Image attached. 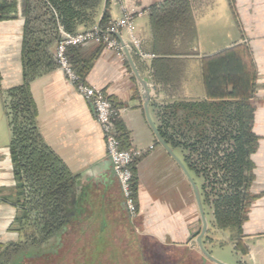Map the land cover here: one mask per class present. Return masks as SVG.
I'll use <instances>...</instances> for the list:
<instances>
[{
  "label": "crops",
  "instance_id": "1",
  "mask_svg": "<svg viewBox=\"0 0 264 264\" xmlns=\"http://www.w3.org/2000/svg\"><path fill=\"white\" fill-rule=\"evenodd\" d=\"M8 1L16 4L17 13L0 20L3 92L24 81L21 46L25 20L37 30L38 40L44 39L48 27L45 0ZM164 1L124 0L126 10L136 14L133 35L141 50L152 56L147 59L133 56L140 74L155 80L157 90L149 106L151 118L160 129V111L179 109L183 144L171 146L200 188L209 221L203 237L206 249L213 248L217 235L222 234L230 242L232 252L228 255L219 251L216 258L229 264H241L240 261L264 264V0H182L180 5L167 8L164 20L167 33H154L150 7ZM103 3L101 0L96 11H90L89 18L84 11L85 17L68 22V31L60 24L59 40L62 31L75 33L96 27ZM139 12L142 14L137 15ZM124 13L121 4L110 1L111 20L122 18ZM124 36L128 41L126 31ZM59 40H54L51 47L55 60ZM67 53L86 83L107 93L114 108V129L121 143L137 152L132 167L139 215L132 221L92 104L58 64L47 66L39 50L37 64L28 69L37 129L45 145L75 178L78 202L84 209L80 220L87 224L96 221L107 237H126L131 231L143 239L145 250L148 238L162 248L173 251V247L182 248L185 255L197 253V264H214L193 246L202 222L192 188L181 168L157 141L126 55L94 42L70 46ZM6 97V93L0 95L3 108ZM239 130L245 141L242 156L247 209L239 227L220 228L211 206L205 203V178L191 168L190 157L194 156L195 140L213 141L206 150L215 152L216 141L223 131L229 136L233 151ZM9 134L11 142L10 130ZM10 142L0 148V244L20 238L13 225L22 195ZM237 236L247 253L235 250ZM177 261L175 264H194L185 259Z\"/></svg>",
  "mask_w": 264,
  "mask_h": 264
},
{
  "label": "trees",
  "instance_id": "2",
  "mask_svg": "<svg viewBox=\"0 0 264 264\" xmlns=\"http://www.w3.org/2000/svg\"><path fill=\"white\" fill-rule=\"evenodd\" d=\"M181 1L166 0L150 7L154 33L156 31L167 33L164 21L168 13L167 8L180 5ZM44 3L48 14L45 20L48 27L44 31V39L42 37L38 40L37 30L31 28L29 22L25 20L21 46L23 83L5 92L0 89L1 96L4 93L7 95L4 110L11 133L9 149L14 173L19 182V192L22 195L19 214L13 225L14 231L20 238L15 242L0 244V264H45L54 261L55 257L58 259V264H61L63 257L61 253L69 240V235L76 236L77 233L78 236L72 246L81 245L72 252L71 258L74 264H87L85 254L88 245L91 244H97L98 247L111 245L110 254L117 259L122 253L120 247L115 244L117 236H104L96 221L87 224L80 220L84 209L80 208L78 202L75 178L45 145L37 129L35 104L29 86L32 77L28 75V69L38 62L39 50L40 55L46 59L47 66L54 67L57 64L51 47L54 40L56 42L59 40L57 35L59 25L67 30L68 22L74 23L77 19L85 17L84 11L89 18L90 11H96L101 0H45ZM16 13L15 3L0 0V20L10 19L11 15L14 16ZM110 22L111 16L107 12L100 23L101 29L106 30ZM75 70L85 79L81 71L76 68ZM175 106L180 108L179 104ZM169 111L166 108L160 111L159 130L170 145L182 146V126L177 117L179 109ZM238 132L234 138L233 151L230 150L229 136L223 131L220 139L216 141L215 152L208 153L206 150V146L213 144V141L195 140L192 151L194 156L190 157L191 168L205 178L203 188L205 203L211 206L215 222L220 228L239 227L247 209L245 158L244 155L242 156L245 141L242 140V132L240 130ZM122 147L127 148L124 142ZM132 170L135 176L134 167ZM135 180L134 178L136 196ZM88 232L90 235H87ZM120 238H125L129 247L133 248L129 254H133L136 250L142 260H149L142 254L145 243L140 236L133 235L129 231L126 237ZM234 239L235 250L243 254L247 253L241 238L237 236Z\"/></svg>",
  "mask_w": 264,
  "mask_h": 264
},
{
  "label": "built area",
  "instance_id": "3",
  "mask_svg": "<svg viewBox=\"0 0 264 264\" xmlns=\"http://www.w3.org/2000/svg\"><path fill=\"white\" fill-rule=\"evenodd\" d=\"M120 1L125 13L122 18L111 21L106 30L100 31L97 27H94L89 30L75 33L62 31V38L59 40L56 48V59L58 66L64 71L67 79L94 108L97 121L105 137L107 153L111 159L115 176L119 182L127 213L133 221L139 215V207L134 190V174L132 170V164L137 152L132 148L122 147L121 140L114 129V108L107 93L102 88L88 85L85 79L75 70L67 55V48L69 46H79L94 42L104 45L108 49L115 50L124 56V46L116 37L115 33L119 32L125 38L124 32L126 31L129 34V40L126 41L127 46L143 58L152 57L150 54H146L141 50L139 41L133 35L132 24L136 14L126 10L123 1ZM141 14L142 13L139 12L137 15Z\"/></svg>",
  "mask_w": 264,
  "mask_h": 264
},
{
  "label": "rangeland",
  "instance_id": "4",
  "mask_svg": "<svg viewBox=\"0 0 264 264\" xmlns=\"http://www.w3.org/2000/svg\"><path fill=\"white\" fill-rule=\"evenodd\" d=\"M10 142V134L7 126V120L3 108V99H0V148L6 146ZM107 238V237H105ZM68 239V237H67ZM146 241V250L142 252L144 257H148L149 260H142L141 255L138 251L132 254L131 247L127 244V240L125 238H116L115 244L118 245L122 251L120 256H117V259L112 253V246H97V244L88 245V249L86 252V263L87 264H175L178 262L177 260L185 259L186 261H194V264H197V260L199 258L195 257L196 254L185 255L182 248L173 247L174 251L167 248H162L157 246L156 244H152V240L145 238ZM75 240V236L69 235V240L65 245V248L62 251V263L61 264H74L71 258L72 252L79 247L81 244L72 246L73 241ZM121 240V242H120ZM111 241V240H110ZM109 242V241H108ZM214 248V249H213ZM213 248H209V252L216 256L220 255V252H224L226 254H231L232 247H230V242L225 238L222 234L217 235L216 245ZM167 249V250H166ZM70 251V253H69ZM198 256V255H197ZM223 257V255H221ZM131 258L133 260H131ZM38 264V263H37ZM45 264H58V259L55 257L54 261L45 262Z\"/></svg>",
  "mask_w": 264,
  "mask_h": 264
},
{
  "label": "water",
  "instance_id": "5",
  "mask_svg": "<svg viewBox=\"0 0 264 264\" xmlns=\"http://www.w3.org/2000/svg\"><path fill=\"white\" fill-rule=\"evenodd\" d=\"M110 1L111 0H104L102 14H101L100 20L96 26L100 31H103L100 27V23H101L102 19L104 18L105 14L107 12H109V2ZM116 1L118 2V4H122L120 0H116ZM122 1L124 3V0H122ZM111 21H114V20H111ZM115 35L120 40L122 45L124 46V53L127 57V60H128L130 66L132 68V71H133L134 76L137 80L138 86L140 88V92H141V96H142L143 105H144L147 120H148L150 126L152 127V129L156 135L158 143L172 156V158L175 160V162L181 168L182 172L184 173L185 177L189 181L190 186L192 188L193 195H194L196 205L198 208L199 216H200V219L202 222L201 232L195 238L193 246L196 247L197 250L207 260L211 261L212 263H214V264H229V263H226V262L216 258L206 249L204 242H203V237H205L207 232H208L209 221H208V216H207L205 208H204V203H203L200 188L197 185V183L195 182L192 175L190 174L187 167L183 164L181 159L176 155L173 147L163 138L159 128L155 125V123L153 122V120L151 118L149 106H150L151 97L153 96V93L157 90V87L155 85V80L152 76H150L149 78H145L140 74L139 69H138V67L135 63L134 57H133L137 54L127 46V42H126L125 38L119 32H116ZM145 59H147V58H145ZM234 248H235V245H234ZM240 263L244 264V262H242V261H240Z\"/></svg>",
  "mask_w": 264,
  "mask_h": 264
},
{
  "label": "flooded vegetation",
  "instance_id": "6",
  "mask_svg": "<svg viewBox=\"0 0 264 264\" xmlns=\"http://www.w3.org/2000/svg\"><path fill=\"white\" fill-rule=\"evenodd\" d=\"M125 209H126V207H125ZM126 212H127V210H126Z\"/></svg>",
  "mask_w": 264,
  "mask_h": 264
}]
</instances>
